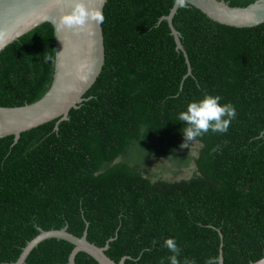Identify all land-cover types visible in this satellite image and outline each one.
<instances>
[{"label":"trees","instance_id":"trees-1","mask_svg":"<svg viewBox=\"0 0 264 264\" xmlns=\"http://www.w3.org/2000/svg\"><path fill=\"white\" fill-rule=\"evenodd\" d=\"M248 6L256 0H224ZM174 0H107L105 63L84 100L57 119L0 138V264L43 229L62 228L125 264L185 258L224 264L264 256V22L237 27ZM55 28L44 22L0 52V105L40 99L55 71ZM204 94L231 103L226 133L186 141L178 114ZM219 148L213 152L214 148ZM190 172L186 173V169ZM177 178V175H181ZM153 240L156 241L153 244ZM74 244L51 237L25 264H68ZM76 264H98L85 251Z\"/></svg>","mask_w":264,"mask_h":264},{"label":"water","instance_id":"water-1","mask_svg":"<svg viewBox=\"0 0 264 264\" xmlns=\"http://www.w3.org/2000/svg\"><path fill=\"white\" fill-rule=\"evenodd\" d=\"M75 0H0V52L10 43L44 22H51L55 28V71L48 91L38 100L19 106L0 105V138L14 135L15 142L23 131L59 118L69 119L70 110L84 100L85 92L93 85L105 63L103 27L90 23L84 32L68 29L58 30L60 16L71 10ZM107 0H84L92 9L104 10ZM210 18L220 23L249 27L264 22V0H256L248 6H232L224 0H188ZM178 8L173 5L169 14L162 15L159 23L166 19L176 41V48L182 50L192 73L190 59L181 40L182 33L175 27L173 19ZM85 229L81 236L62 228L43 229L23 247L16 261L9 264H25L27 256L42 240L56 237L70 241L75 246L69 255L68 264H76L75 257L80 251L93 256L98 264H125L126 256L118 262L106 250L109 241L99 246L87 237ZM222 264V250L219 255ZM250 264H264V256Z\"/></svg>","mask_w":264,"mask_h":264},{"label":"clouds","instance_id":"clouds-1","mask_svg":"<svg viewBox=\"0 0 264 264\" xmlns=\"http://www.w3.org/2000/svg\"><path fill=\"white\" fill-rule=\"evenodd\" d=\"M177 8H185L188 6V0H174ZM105 21V17L101 10L89 8L84 0H75L70 11L63 13L56 27L58 30L68 29L73 32H84L90 23L101 26ZM222 97L219 95L204 94L199 100L188 102L186 110H182L178 114V120L184 122L183 134L185 141L181 147H186V141L195 142L198 137H202L209 131L213 133H226L230 123L236 116L234 105L229 103L221 104ZM217 148L213 149L215 152ZM156 241L153 240V244ZM172 255L168 257L170 264H181L179 259L181 248L178 246L175 238L168 237L163 241ZM160 264H164L161 259ZM183 264H194L193 260L185 258ZM205 264H222L219 256L209 257Z\"/></svg>","mask_w":264,"mask_h":264},{"label":"rangeland","instance_id":"rangeland-1","mask_svg":"<svg viewBox=\"0 0 264 264\" xmlns=\"http://www.w3.org/2000/svg\"><path fill=\"white\" fill-rule=\"evenodd\" d=\"M190 170H191L190 168H187V169H186V173H189ZM181 176H182V174H181V175H177L176 177L179 179V178H181Z\"/></svg>","mask_w":264,"mask_h":264}]
</instances>
